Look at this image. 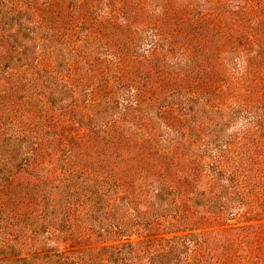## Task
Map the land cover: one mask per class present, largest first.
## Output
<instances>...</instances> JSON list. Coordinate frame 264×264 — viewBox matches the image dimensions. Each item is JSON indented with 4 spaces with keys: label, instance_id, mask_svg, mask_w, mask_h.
<instances>
[{
    "label": "trees",
    "instance_id": "16d2710c",
    "mask_svg": "<svg viewBox=\"0 0 264 264\" xmlns=\"http://www.w3.org/2000/svg\"><path fill=\"white\" fill-rule=\"evenodd\" d=\"M0 264H264V0H0Z\"/></svg>",
    "mask_w": 264,
    "mask_h": 264
}]
</instances>
